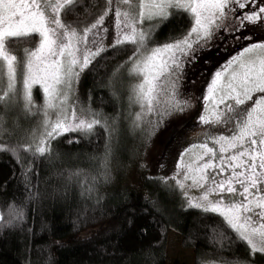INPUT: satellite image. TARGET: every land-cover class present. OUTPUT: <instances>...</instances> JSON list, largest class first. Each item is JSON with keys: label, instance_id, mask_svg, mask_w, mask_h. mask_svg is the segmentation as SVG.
<instances>
[{"label": "trees", "instance_id": "obj_1", "mask_svg": "<svg viewBox=\"0 0 264 264\" xmlns=\"http://www.w3.org/2000/svg\"><path fill=\"white\" fill-rule=\"evenodd\" d=\"M104 3L80 0L69 14L71 26L91 24ZM234 23L239 21L228 12L224 30L214 33L217 46L197 82L199 104L211 74L228 53L264 41L263 24L232 32ZM191 25L192 16L184 10L167 15L154 48L186 34ZM34 43L17 40L10 48L24 58ZM134 50L131 43L108 48L81 72L69 112L84 113L86 120L100 124L91 132L58 136L43 155L35 151L45 138L43 90L34 89L36 110L21 99L20 88L0 101V264H171V231L182 236L184 247L195 250V264L203 259L206 264L264 263L262 254L254 259L248 255V247L221 216L189 207L188 197L169 174L141 168L152 123L136 118L134 72L130 70V77L123 70L117 76L120 85L116 90L111 86L118 67L131 63ZM20 84L18 79L16 86ZM3 91L5 78L0 77V95ZM110 118L119 119L118 129L104 124Z\"/></svg>", "mask_w": 264, "mask_h": 264}, {"label": "snow or ice", "instance_id": "obj_2", "mask_svg": "<svg viewBox=\"0 0 264 264\" xmlns=\"http://www.w3.org/2000/svg\"><path fill=\"white\" fill-rule=\"evenodd\" d=\"M106 2L111 5L113 0ZM121 2L131 4V0ZM79 5L80 0H0V77H6L7 88L0 95V101L16 91L19 68L24 98L29 105L32 103L33 84L43 86L48 108H57L53 101L61 96L63 104L68 99L65 89H70L72 77L78 79L80 72L105 50L82 49L79 45H87L89 33L101 28L110 13L117 27L123 25L115 44L109 42L112 47L126 43L142 46L145 33L138 30L137 23L153 16L167 19L168 8L182 9L195 20L186 34L173 38L174 42L152 49L150 55L144 58L143 67L137 65L136 71L144 73V83L139 85L140 94L149 105L157 87L156 81L172 69L182 70L185 59L189 63L194 62L198 52L194 45H200L201 40H211L213 26L223 31V26L217 21L224 20L228 12H232L235 20L239 21L233 24L232 32H238L249 24H264V0H140L137 16L110 8L91 27L82 29L83 34H79L68 18ZM246 8L251 9L250 14L239 11ZM239 38L244 37H234ZM17 40L35 41L33 48L25 49L26 59H18L10 49V45ZM137 51H133L134 56ZM233 65L239 71H232L226 78ZM77 68L80 71H76ZM207 91L208 95L203 99L216 111L212 121L207 116H201L203 123H219L226 113L236 117L244 115V118L240 120L235 136L230 139L221 136L214 142L220 145L221 154L228 155L217 156V150L205 143L200 145L203 155L195 168L192 164H181L183 181L191 179L193 187L204 190L199 199L189 201V207L203 208L205 212L221 216L248 247V255L254 259L257 253L264 255V43L244 46L221 71L215 72ZM255 93L260 94L257 99H254ZM220 105H224L226 112L219 111ZM97 124L100 120L88 121L77 115L75 110L69 114L66 109H61L55 121H45V138L39 141L35 151L43 155L49 150L50 142L58 136L67 132H91ZM205 158L208 159L205 161ZM213 158L219 163H213ZM226 171L228 175L217 180V176ZM177 182L180 188L185 187L183 182ZM209 182L212 187H207ZM210 194H215L214 200L210 199Z\"/></svg>", "mask_w": 264, "mask_h": 264}, {"label": "rangeland", "instance_id": "obj_3", "mask_svg": "<svg viewBox=\"0 0 264 264\" xmlns=\"http://www.w3.org/2000/svg\"><path fill=\"white\" fill-rule=\"evenodd\" d=\"M139 2L140 0H131L130 5H125L121 2V0H113V3L111 5H107V2L105 0L104 6L97 19L104 12H108L110 8H115L120 12L127 11L130 13V16L135 17L137 16L139 11ZM145 2H150V0H145ZM177 10L182 9L168 8L166 9V12L167 15H169ZM227 17L228 13L224 20H218L217 23L222 26L224 24L226 25ZM164 19L165 18L161 16H153L152 19H145L143 23H137L138 30L145 33L144 43L142 46L140 44H133L135 46V49H138V54H136L135 56L133 55L131 56V59H128V61L131 60V63H129V65H127V63H124L122 64V66L118 67L117 72L111 82V86L115 89V87L120 85V81L117 80V76H119L123 70H127L130 77L132 76V72H130V70L134 72L133 77L135 79V82L131 96L133 98V101L137 105L136 118L137 120H141L147 117L149 118V120H151L152 123L151 136L146 135V138L148 140L142 151L143 156L140 163V165H142L141 168L146 169L152 174H169L172 178H174V182H176L178 186L179 183L177 181L183 182L185 184V187L181 189L190 201L199 199V197L204 194V190L193 187L191 179L183 181V170L181 169V164H192L195 168L196 162L199 160V157L203 155V150L200 148V145L205 143L209 147H214L217 150V156H219L221 154L219 152L220 145L215 144L214 142L221 136L227 137L229 139L232 136H235L238 132L237 129L240 127V120L244 118V115L236 117L234 116V114L226 113L225 117H221V121L219 123L210 122L208 124H205L200 120L201 116H207L210 121L214 119L213 113L216 111V109H214L211 104L207 103L203 99V97H206L208 95L207 89L215 72L221 71L226 62L233 56L237 55L240 51H242L243 48L237 52H234L233 54L228 53L223 58V62H221L218 65V68H216V70L211 74V78L206 86L203 95L201 96V102L199 104V98L196 97V92L198 89L197 82H200L201 80L200 71L201 68L204 69V64L209 61L210 58H212L214 48H216L217 46V43L213 38L207 41L201 40L200 45H194V47L198 49L194 62L189 63L188 60L185 59L182 70L179 68L172 69L164 76H162L159 81H156L157 87L155 92L152 94V103L151 105H149L146 102L145 98L141 96L139 89V85L144 83V73L136 71V68L137 65L143 67L144 58L150 55L151 50L155 47L153 42L157 35L158 28L162 20ZM95 22L96 20H94L92 23ZM91 24H88L85 27H91ZM194 24L195 20L192 18L191 27L194 26ZM72 25H74V23H72ZM122 26L123 25H121L120 27ZM120 27H117V22L114 16H112L110 13L105 21V24L101 28L94 29L92 33H89V41L87 45H79V47H81L82 49L84 47H87L88 49H91L93 51L97 50V48H103L105 50L111 48L112 46H109V42L111 41L113 45L115 44V39L120 34ZM84 28L77 29L74 27V29L79 34H83L82 29ZM263 29L264 24L260 30ZM212 31L216 34V32H218L219 30L215 26H213ZM259 35L262 36V33ZM253 43H264V41L260 40L259 42ZM163 45H160L158 47H162ZM11 51L13 54L18 56V59L21 58L15 50L11 49ZM219 58L221 59V56ZM24 59H26V56L24 57ZM76 71H80L79 68H77ZM232 71H239V69L236 65H233V67L228 70V73H226V78L227 75ZM194 75L196 78H194ZM17 76L20 82L19 68L17 71ZM4 78L6 82V77ZM77 81L78 79L75 76L72 77L70 89H65L68 99L64 100L63 104H61V100H63L62 96L53 101V103L57 105V108L55 109H50L47 107L48 98L44 94L42 116L45 121H55L61 109H66L69 114L71 113L69 112V109L70 104L72 103V95L73 98L76 99V95L74 94V92L76 89ZM20 85L21 87L16 86V90L18 91V88H20L19 90L21 99H23V101H25L29 105L28 101L24 98L22 83ZM36 87H40L43 90V86L41 84L32 85V103L31 105H29L31 106L32 110H36V107L32 108V106H35L34 104L37 103L34 97V89ZM259 96L260 94L256 93V99ZM229 103H231V101H229ZM190 106L192 107L191 113H189ZM149 108H151V110H149ZM206 109H208V111H206ZM219 111L226 112L224 105H220ZM77 115H80L81 117L83 115L84 117L82 118L84 119L86 116V114H78V112ZM190 115L191 117L188 118ZM227 116H232L233 118L228 119L226 118ZM104 124L111 129H118L119 119H106L104 121ZM176 138L178 139L173 144ZM207 159L208 158H205V161ZM213 163H219V160L213 158ZM226 176V174L218 175L217 180L224 179ZM207 187H212L211 182L208 183ZM210 199L214 200L215 194H210ZM168 256L171 264L175 261H179L184 264H195L197 257L195 250L184 247L182 236L174 231H171L169 235ZM218 263L221 264L222 262L219 261L212 264ZM201 264H206V259H203ZM260 264L264 263L262 262Z\"/></svg>", "mask_w": 264, "mask_h": 264}, {"label": "flooded vegetation", "instance_id": "obj_4", "mask_svg": "<svg viewBox=\"0 0 264 264\" xmlns=\"http://www.w3.org/2000/svg\"><path fill=\"white\" fill-rule=\"evenodd\" d=\"M254 99H256V94H254ZM249 103H251V102H249ZM239 130V128L237 129V131Z\"/></svg>", "mask_w": 264, "mask_h": 264}]
</instances>
